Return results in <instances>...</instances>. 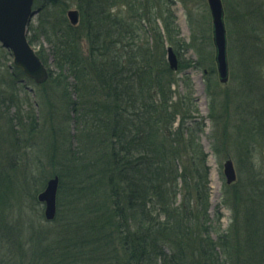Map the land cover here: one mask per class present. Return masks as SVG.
<instances>
[{"label": "trees", "instance_id": "trees-1", "mask_svg": "<svg viewBox=\"0 0 264 264\" xmlns=\"http://www.w3.org/2000/svg\"><path fill=\"white\" fill-rule=\"evenodd\" d=\"M35 1L44 4L27 39L34 46L44 37L52 57L49 66L41 46L35 50L49 68L36 92L0 45V264H264V178L248 189L227 186L235 196L233 224L212 237L207 155L196 136L201 128L187 125L190 92L172 100L165 45L175 51L177 40L168 8L155 13L152 0H131L127 22L114 12L125 0ZM70 4L77 25L66 18ZM234 4L242 51L254 53L259 67L264 0ZM151 17L163 27L149 30L154 52L147 41L135 43L139 22ZM243 68L247 82L249 60ZM256 82V99L237 103L239 95H230L240 135L236 126L235 136L224 140L243 145L244 155L236 151L233 158L253 178L260 171L255 156L264 154L262 76ZM251 88L248 82L244 97ZM46 132L45 153L33 152ZM55 176L54 219L46 221L41 211L30 219L20 214L17 197L30 191L36 202Z\"/></svg>", "mask_w": 264, "mask_h": 264}, {"label": "rangeland", "instance_id": "rangeland-1", "mask_svg": "<svg viewBox=\"0 0 264 264\" xmlns=\"http://www.w3.org/2000/svg\"><path fill=\"white\" fill-rule=\"evenodd\" d=\"M130 2L131 0H125L119 7L114 8L115 14L118 13V15L127 22H129L132 13L128 5ZM40 4V2L35 1L34 7L37 10V14L32 19V26L37 25V15ZM222 5L227 32L229 74L227 82L223 84L218 81L216 73L214 46L211 35V18L206 0H163V2L160 0H152L149 3V6L155 13L158 11L163 12L166 7L172 13L173 27L176 29L173 39L177 40V47H174L177 64H187L179 70L172 71V79L174 80V85L171 87V92H173L172 100L178 99L180 96H186L190 92L191 103L189 110L192 119L186 120L187 125L191 130L197 127L201 128L196 132V136L199 138L198 141L203 152L207 155L206 165L208 167L207 178L209 187L208 213L213 221V239L217 237L216 231L224 233L228 231L233 224V198L235 196L227 186L231 188L232 186H241L248 189L249 187L255 186L256 180L261 181L264 178V173L263 176H260V171L264 168V154L262 155L257 151L259 154H256L254 164L255 169H260V171H258L259 176L253 178L254 176L252 175H254V172L248 174V171L241 170L242 167L238 168L237 161L233 158L236 151H241V155H244L243 145L237 146L232 141L227 144L224 141L225 136H235L236 130L234 131V129L237 127V135H240L239 123H236V119H231V114H233L234 105L239 103V100L243 102L244 100L246 101V98L247 100L252 98L256 99V93L258 92L256 88H259L256 80H259L260 76H262L264 80V58L259 54V58H262L263 63L258 67L254 59V53L251 52L252 54L249 53L248 55L243 53V46L239 43V39L244 29L241 27L239 29L237 26V7L234 4V0H222ZM68 9H76V7L74 4H70ZM138 26L139 30L136 35L135 43L139 44L147 41L151 45L153 52L154 50L159 51V49H156L153 39L148 37L150 28L154 26L158 28L162 27L161 21L157 18L154 20V18L151 17V20L148 22L144 18L143 21L139 22ZM250 30L251 27H248L246 31ZM261 37H264V33ZM184 45L187 46V48H184ZM40 46L47 55V65L50 66L52 63L50 46L42 36H39L38 43L34 45L33 48L37 50ZM165 46H167V44ZM165 60H167L166 50ZM246 60L250 61L251 66L249 75L250 80L247 82L243 77L245 73L243 67ZM210 72H212V74L209 75ZM207 80L210 83V91L206 88ZM248 82L250 86H252L251 92L253 94L250 96L245 95L244 97L246 84L248 85ZM27 84L30 89L35 92L37 91V87L31 80L27 81ZM234 93L239 95L236 101L237 103L231 101L230 95ZM36 100H38V98H36L35 101ZM210 103L213 105V110L210 108ZM240 106L243 110V103H240ZM257 109H260V106L257 107ZM181 111L185 112V109L182 108ZM36 113L42 124L43 111L39 105L36 106ZM239 116L240 119H243L242 115ZM241 123L243 124L242 121ZM177 125L178 120L176 119L172 128L175 129ZM69 128L70 132L74 131L73 127L69 126ZM240 129L242 131V126ZM45 136H48L47 132L45 135H39L33 152L38 151L40 155L45 153L47 143L50 142V138ZM256 136L259 135L257 134ZM227 158L232 160L236 174V180L229 185L225 183L223 175V162ZM50 171L51 168L46 166L45 174ZM17 199L18 210L20 214L26 216V218H34L40 214V211L43 215V204L37 200L35 202L30 191L22 195L20 194ZM216 211L220 214L219 222L215 221ZM15 216L17 217L16 212L14 213V217Z\"/></svg>", "mask_w": 264, "mask_h": 264}, {"label": "water", "instance_id": "water-1", "mask_svg": "<svg viewBox=\"0 0 264 264\" xmlns=\"http://www.w3.org/2000/svg\"><path fill=\"white\" fill-rule=\"evenodd\" d=\"M35 0H0V44L9 51L12 65L35 84L44 83L49 77L47 66L41 61L27 35L32 18L37 13L33 8ZM212 26L214 60L220 83L228 80V63L226 53V29L223 20L221 0H206ZM66 16L71 25H77L79 14L76 9H68ZM169 68L177 69L176 55L171 47L167 48ZM223 175L226 184L236 179L235 169L230 159L223 163ZM59 179L57 176L47 180L44 189L37 195V200L44 205L43 215L47 221L56 215V196Z\"/></svg>", "mask_w": 264, "mask_h": 264}]
</instances>
